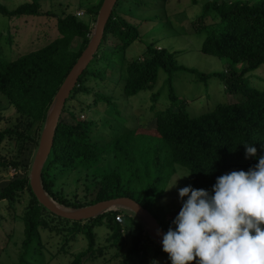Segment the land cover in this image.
<instances>
[{"label":"trees","instance_id":"obj_1","mask_svg":"<svg viewBox=\"0 0 264 264\" xmlns=\"http://www.w3.org/2000/svg\"><path fill=\"white\" fill-rule=\"evenodd\" d=\"M124 1L129 2L116 0L114 7H120L121 4L124 7ZM101 2L102 0L84 10V14L87 12L91 15V26L73 13L61 17L51 10L44 11L39 0L19 3L13 8L0 3V17L14 20L15 23L18 19L32 16L46 15L56 18V24L49 28L52 31L48 32L38 47L30 48L10 59L0 48V97L19 117L16 125L0 128V144L5 139L16 142L19 141L18 138L23 139L19 124L24 119L26 122L23 130H28L33 123H37L39 131L41 130L56 90L88 42L89 31L96 21ZM191 2L196 4L197 0ZM113 9L105 23L97 52L65 100L54 131L51 152L41 172V183L53 200L69 208H79L118 196L131 197L145 207L166 232L172 220L166 221L164 216L172 209L158 204L167 195L164 188L171 174L166 167L178 164L186 168L188 173L191 172L189 178L194 188L211 191L217 176L233 170L247 171L258 162L257 157L264 152L261 148L264 144V87L255 84L253 80L254 72L264 66V0H205L201 5L200 13L191 20L196 32H206L199 50L204 54L229 60L230 68L211 72L198 71L179 64L173 52L166 47L156 48L152 43L145 46L142 60H125V51L139 33L137 27L123 15L122 10L116 12ZM206 16L215 21L204 26L202 18ZM11 32V28H8V35ZM73 37L81 40L76 50L70 48ZM11 38L12 35L7 40H2L9 46ZM41 38L30 36L29 41L34 43ZM106 51L107 54H104ZM103 57L113 62L117 71L123 67L124 73L119 74L118 78L124 77L121 91L127 97L151 89L159 69L166 74L169 106L157 109L156 93L150 97L149 109L155 115L154 129L133 126L125 131L115 130L102 144L92 140L93 120L79 118V114L86 107L100 108L102 100L107 103L112 100L110 95L93 92V86L88 84L94 81V85L98 86L99 81L94 79L104 78L106 64L100 66L104 63ZM237 63L242 64L239 70L231 67ZM177 72L193 74L202 83L212 79L221 80L224 91L238 95L239 100L219 101L204 113L191 116L184 109V105L180 104L182 102L178 100L173 89L172 75ZM82 95L84 99L81 98ZM106 123L107 121L103 125L106 126ZM108 127L111 128V124ZM244 143L252 144L257 149L255 157L245 158ZM106 155L109 161H102L101 158ZM98 162L99 166L94 167ZM80 165L92 169L87 194L89 200L86 203L69 200L53 189L57 172L72 170ZM8 167H14L15 171L22 168L25 174L14 177L0 188V200L11 204L24 190L30 195L27 208L21 215V244L24 252L17 263L27 264L24 257L38 236V229L46 227L53 230L54 226L43 217L42 210L49 211L38 203L30 189L29 167L20 166L16 157L12 159L0 155V169ZM123 174H128L124 183ZM134 176L141 184L139 188L131 187L129 183ZM124 184L132 189L125 188ZM118 212L123 216L121 223L114 219ZM128 212L126 209L116 208L88 220L67 222L66 219L71 226L67 227L68 233L73 235L81 232L87 239V248L78 252L71 264H82V257L93 251L94 227L96 229L101 225L111 231L108 239L112 240L115 247H120L125 237L130 239V246L117 264H129L136 258L142 261L146 254L142 237L146 230ZM150 239L155 242L153 238ZM155 245L157 251L167 260L164 264H170L166 253L156 242Z\"/></svg>","mask_w":264,"mask_h":264},{"label":"rangeland","instance_id":"obj_2","mask_svg":"<svg viewBox=\"0 0 264 264\" xmlns=\"http://www.w3.org/2000/svg\"><path fill=\"white\" fill-rule=\"evenodd\" d=\"M27 1L30 0H0V3L8 8H13L19 3ZM99 1L39 0L44 11L51 10L61 17L69 13L75 14L78 10H87L88 7L95 6ZM128 1H124V7L121 4L120 7L116 6L113 9L116 12L122 10L123 15L137 27L139 33L137 39L125 51V60H142L145 46L148 43H152L156 48L166 47L169 51L173 52L178 63L186 67H192L204 72L224 71L228 69V59L207 55L199 50L201 42L206 36V32L204 30L200 33L196 32L197 29L192 26L191 20L195 19L200 13L201 5L205 0H197L196 4H193L191 0ZM217 1L220 2L222 0ZM249 1L254 2L257 0ZM81 17L90 26L92 25L90 22L91 15L89 13L86 12ZM214 21L210 16L202 18L204 26ZM55 24L56 18L53 16L47 17L46 15L32 16L26 19L21 18L16 23L14 20H7L0 17V35H2L0 36V48L5 52V55H8L9 59L30 48H36L42 44L48 32L52 31L49 28ZM8 28H11L12 31L9 35L7 33ZM10 35H12L11 42H9L11 45L8 46L4 40H7ZM30 36H39L42 38L40 41L31 43L29 41ZM80 41V38L73 37L70 42V48L72 50L78 49ZM104 54H107V51ZM102 60L104 63L100 66L102 67L106 64L104 78L94 79L97 82L99 81L98 86L94 85V81L88 84L93 86V92L97 91L110 95L112 100L108 103L102 100L100 103L102 111H100L101 107L95 109L86 107L85 111L79 114V118L93 120L92 140L97 144H102L108 140L110 133L115 130L125 131L133 126L143 129H154L156 126L155 115L149 109L150 97L156 93L157 109L169 106L170 102L167 84L165 82L166 74L159 69L157 79L151 89L142 90L133 96L127 97L121 91L124 77L118 78L119 74L124 73L122 70L123 67H120L119 71H117V67L109 59L103 57ZM125 65L126 62H124L123 66ZM231 67L239 70L242 64H232ZM197 79L193 74L187 72H177L172 75V85L176 96L178 100H181L182 103L180 104L184 105V109L191 116L204 113L219 101L239 100L238 95L224 91V85L221 80L212 79L206 83H202ZM113 80H117V82H113ZM253 80L255 84L264 87V66L254 72ZM91 95L94 96L92 92ZM81 98L84 99V96L82 95ZM174 110H177V108L174 107ZM18 119V114L0 97V128L14 126L18 123ZM105 121H107L106 126L103 125ZM25 122L26 119L19 124L23 131V139L18 138L19 141L17 142L13 139H5L0 144V155L12 159L16 157L20 162V166L26 165L29 167V173L43 126L39 131L37 123H33L25 131V129L23 130ZM108 124H111L112 127L109 128ZM26 135L28 137H25ZM21 142L22 147L20 148ZM101 160L109 161L107 155L105 158H101ZM166 161L168 160L166 159ZM164 163L165 160L163 161ZM98 166L99 162L94 167ZM14 169V167L0 169V188H3L14 177H21L25 174L22 168L16 171ZM166 170H169L171 174L164 188V192H167V195L161 198L158 204L166 205V207L172 209L171 212L166 213L164 216L167 221L172 220L181 207L177 188L191 185V180L189 175L181 177L177 180L176 185L168 188L176 182L177 177L187 174L188 171L178 164H172L166 167ZM91 172V168L81 165L72 170L57 172L53 189L66 196L69 200H79L80 202L86 203L89 200L87 194L89 191L88 186L91 184ZM127 175H122L123 183L126 181L125 177ZM129 181L131 187L139 188L141 185L136 176ZM141 183L144 184V182ZM124 187L132 189L127 184H124ZM29 199L30 195L28 191L24 190L11 204L8 201L0 200V264H17L23 256L24 249L21 244L23 239V222L21 215L27 208ZM42 215L54 228L53 230H49L46 227H40L38 229L39 234L34 242L31 243L24 257V261H28L26 262L27 264H36L38 261L40 264H71L76 254L87 248L85 235L81 232L73 235L68 233L69 230H67V227L71 228L70 224H67L69 220L67 221L64 218L56 217L46 210H42ZM130 215L140 221L142 227L146 230L143 232L142 237L146 254L142 261L136 258L131 260L129 264H152L153 261H156V264H164L167 260L163 254L157 251L155 242L150 239L152 235L148 231L147 224L134 213L130 212ZM94 231L95 245L93 251L90 254L86 253L82 257V264H117L130 246V239L125 237L120 247H115L112 244V240L108 239L111 232L109 228L101 225V227H97L96 229L94 227ZM99 249L100 252H98Z\"/></svg>","mask_w":264,"mask_h":264},{"label":"clouds","instance_id":"obj_3","mask_svg":"<svg viewBox=\"0 0 264 264\" xmlns=\"http://www.w3.org/2000/svg\"><path fill=\"white\" fill-rule=\"evenodd\" d=\"M244 151L245 158L257 153L247 143ZM257 161L217 176L211 191L177 188L181 207L161 238L170 264H264V152Z\"/></svg>","mask_w":264,"mask_h":264},{"label":"water","instance_id":"obj_4","mask_svg":"<svg viewBox=\"0 0 264 264\" xmlns=\"http://www.w3.org/2000/svg\"><path fill=\"white\" fill-rule=\"evenodd\" d=\"M116 0H102L98 9L95 26L88 39L85 48L82 50L75 63L72 65L58 89L56 90L52 101L47 109L45 121L39 136L37 148L28 173L29 186L36 197L38 203L46 208L52 214L68 220H88L106 211L115 208H124L141 218L148 227L154 241L162 249L161 238L164 230L161 228L156 218L139 202L128 196H118L88 204L79 208L70 209L58 204L43 189L41 183V172L51 152L53 144V135L56 125L68 98L70 91L77 82L78 77L92 60L97 52L102 39L105 23L110 16ZM152 229L153 234L149 229ZM168 256V254L166 253Z\"/></svg>","mask_w":264,"mask_h":264},{"label":"built area","instance_id":"obj_5","mask_svg":"<svg viewBox=\"0 0 264 264\" xmlns=\"http://www.w3.org/2000/svg\"><path fill=\"white\" fill-rule=\"evenodd\" d=\"M83 14H84L83 10H78L76 12V15L78 17L82 16ZM114 219H115L116 222L121 223L123 221V216H122V214L120 212H118V213L115 214Z\"/></svg>","mask_w":264,"mask_h":264},{"label":"bare ground","instance_id":"obj_6","mask_svg":"<svg viewBox=\"0 0 264 264\" xmlns=\"http://www.w3.org/2000/svg\"><path fill=\"white\" fill-rule=\"evenodd\" d=\"M149 230H150L153 234H155L154 231H153L151 228H150Z\"/></svg>","mask_w":264,"mask_h":264}]
</instances>
